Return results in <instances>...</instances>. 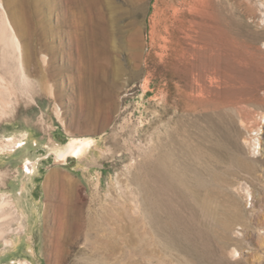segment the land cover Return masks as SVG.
Masks as SVG:
<instances>
[{"label":"rangeland","instance_id":"374dc122","mask_svg":"<svg viewBox=\"0 0 264 264\" xmlns=\"http://www.w3.org/2000/svg\"><path fill=\"white\" fill-rule=\"evenodd\" d=\"M15 1L0 0L34 86L16 71L0 5V264H264V0H105L109 51L93 81L60 36L42 40L39 63L31 57L28 4L19 13ZM52 8L54 26L61 7ZM171 35L191 49L184 78L159 56ZM185 119L200 122L208 145L197 207L212 250L159 231L161 197L145 190ZM72 138L92 141L57 162ZM53 172L59 185L49 189Z\"/></svg>","mask_w":264,"mask_h":264},{"label":"bare ground","instance_id":"6f19581e","mask_svg":"<svg viewBox=\"0 0 264 264\" xmlns=\"http://www.w3.org/2000/svg\"><path fill=\"white\" fill-rule=\"evenodd\" d=\"M27 4L31 57L39 63L38 52L40 48L44 47V44L41 45L42 40L60 36L66 40V48L70 51V57L81 62L80 68L85 79L93 81L104 68L105 61L103 59L107 58L109 51L111 37L109 12H111L112 6L105 0H16L14 7L16 11L22 13ZM0 5L6 18V25L10 34L9 41L17 51L16 71L20 75L22 84L28 89L33 88L34 84L26 72L25 44L22 43L17 33V27L8 17L1 2ZM57 6L61 7L57 23L51 26L49 23L54 14L52 7ZM225 33L238 49L247 47V43L240 35L234 34L230 29H227ZM7 36L9 35L7 34ZM46 48H50L49 45H46ZM190 52L189 47L176 41L172 35L164 44L159 45V56L166 59L163 66L167 68L170 75L177 78H184L181 71L188 65L186 56ZM193 55L195 54L193 53ZM47 56L46 53H43V60ZM190 107L201 112L205 106H196L190 103ZM199 123H191L185 119L177 123L178 130L171 131L168 136L166 135L169 139L170 153L164 151L161 153L158 162L150 168L149 179L145 180L144 184L146 192L154 191L161 197V202L157 200L160 204L153 214L155 217L154 225L159 231L167 229L174 232L181 240L179 242L181 246H185L186 243L184 242L188 241L194 250L201 243L212 250L211 234L204 226L206 213L200 215L197 207V203L202 197H205V192H203L204 177L208 175L206 167L208 145L203 141V138L199 139L198 135H201L204 130ZM91 141V139H70L65 145L58 147L57 162H63L69 155L81 156ZM219 157H221L220 154ZM55 176L56 172H53L47 179L49 189L59 185ZM177 181L182 182L184 187L178 185ZM19 198V201L23 200L22 197ZM31 213H33L32 210ZM164 216L167 217V222L163 224L161 218ZM221 219L224 220V217ZM32 221L33 225L35 222ZM223 222L221 221L220 224ZM225 222H227L226 219ZM232 253L236 255L237 249ZM20 260L23 264L33 263L27 258Z\"/></svg>","mask_w":264,"mask_h":264},{"label":"crops","instance_id":"0c3cea01","mask_svg":"<svg viewBox=\"0 0 264 264\" xmlns=\"http://www.w3.org/2000/svg\"><path fill=\"white\" fill-rule=\"evenodd\" d=\"M23 137H25V138H23V139H25V140H27L28 138H29V134H28V132H25V133H23V134H21Z\"/></svg>","mask_w":264,"mask_h":264},{"label":"built area","instance_id":"2783aa9c","mask_svg":"<svg viewBox=\"0 0 264 264\" xmlns=\"http://www.w3.org/2000/svg\"><path fill=\"white\" fill-rule=\"evenodd\" d=\"M255 135H258V131H255ZM255 140H258V138H256ZM255 144H257V141L255 142Z\"/></svg>","mask_w":264,"mask_h":264}]
</instances>
